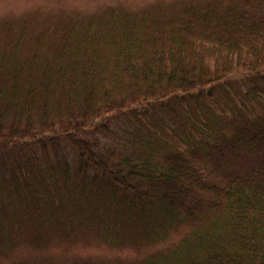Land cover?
Here are the masks:
<instances>
[{"label":"trees","instance_id":"obj_1","mask_svg":"<svg viewBox=\"0 0 264 264\" xmlns=\"http://www.w3.org/2000/svg\"><path fill=\"white\" fill-rule=\"evenodd\" d=\"M44 26L0 32V240L70 205L91 223L87 196L107 191L109 214L193 225L143 264H264V113L211 100L239 67L232 97L264 99V0L109 7ZM116 115L138 127L121 146L99 139Z\"/></svg>","mask_w":264,"mask_h":264},{"label":"rangeland","instance_id":"obj_2","mask_svg":"<svg viewBox=\"0 0 264 264\" xmlns=\"http://www.w3.org/2000/svg\"><path fill=\"white\" fill-rule=\"evenodd\" d=\"M174 1L176 0H0V32L5 29L6 33H11L10 29L25 23L34 33L45 28V24L55 25L68 17H91L109 7L139 12ZM231 63L236 67V61ZM238 70L237 73L235 69L231 71L230 74H234L231 78H226L224 83H217L213 87L211 100L218 101L227 109L235 106V113H238L240 103L243 104L241 110L246 115L264 113V99H258L252 105L245 99L232 97L233 91L239 92L234 76L241 75L244 68L239 67ZM171 106L179 111L174 102ZM109 124L110 134H101L99 139L110 145L117 143L121 146V137L134 131L133 128H138L134 125L133 117L125 115L114 116ZM109 195L105 191L100 195L92 193L87 196L90 204L93 203L100 213L91 223L78 222L75 210L70 205L63 216H55L56 221L43 220L36 223L23 220L17 228H8V243L0 240V264L19 261L29 264L52 261L62 263L77 259L95 264H143L147 259L175 248L192 230V224L181 222L163 232L160 218L151 212L128 214L120 211L117 215L113 214L115 210L109 214ZM199 197L205 200L208 196L199 194ZM52 210L54 211V207ZM212 214L202 212L197 224H205ZM114 215L119 221L113 223ZM151 221L153 228L149 226Z\"/></svg>","mask_w":264,"mask_h":264}]
</instances>
